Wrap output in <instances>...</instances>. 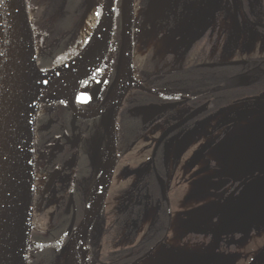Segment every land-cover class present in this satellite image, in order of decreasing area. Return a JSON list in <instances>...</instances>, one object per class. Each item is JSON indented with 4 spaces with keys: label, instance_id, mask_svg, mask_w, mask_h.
<instances>
[{
    "label": "flooded vegetation",
    "instance_id": "1",
    "mask_svg": "<svg viewBox=\"0 0 264 264\" xmlns=\"http://www.w3.org/2000/svg\"><path fill=\"white\" fill-rule=\"evenodd\" d=\"M181 3H183V7L187 8L186 15L180 18L179 21V23H182V27H175V29L171 30L177 31L176 33L174 32L177 35L183 33V36L175 37V40L178 43L180 42V46L189 39L183 54H180L177 58L180 64L174 67L170 65L163 68L162 64L158 65L159 62L157 60H159L160 56L154 54L153 61L149 66L155 68L162 67L163 71H154V68L151 71L152 74L147 75L146 79L141 81L143 89L137 92L134 98L129 101L127 99L130 90L117 110L115 117L114 132L116 154H119L118 158H120V155L124 151H130L132 147L140 142V138L150 134V138L152 136L150 142L152 149L150 150L149 163H144L143 160H136L137 165H134L136 163L133 162L134 167L132 168L134 170L122 181L119 195L122 208L116 211L113 229H117L118 232L121 230L123 232L129 231L130 228L128 227H131V221L138 220L136 218L140 215H142L143 221V216L147 209L155 205L157 206V210L155 209L157 215H153L149 219L150 226L148 225L144 236L141 239L138 236L135 237V245L124 247V250L131 249L133 251H130V253L124 256V260L126 261L122 260L124 261L123 264H138L148 257L160 244L166 243L169 237L173 221V190L172 186L169 187L170 182L168 181L169 177H167L168 170L171 169V166L166 158V144L170 141L176 140L178 142L179 140V145H181L182 139L189 132H214L213 135L220 134L218 135L219 140H222L226 132H230L236 124L247 119L243 118L242 121L238 122L231 121L237 118V116L239 117L240 110L246 109L241 113L243 116L246 111L262 110L264 108V106L254 108L250 105L251 102L264 103V99L247 100V98L253 96L264 97V4L262 0H135V7L146 8L144 14L152 12L148 17L146 15L144 18L142 17V20H140V22L142 21L141 23L154 24V22L159 21L161 23L165 21L164 15L167 11L170 9L178 10ZM221 7L225 9V15L218 17L216 16L217 10ZM154 13H163V15L157 19L154 17ZM182 13L184 12L182 11ZM73 14H75L74 11ZM138 20L139 18L136 15L134 30L135 23ZM188 22L192 23L190 28L185 27ZM193 25L195 26L193 27ZM178 30L180 31L178 32ZM258 37V42H260L259 47H261L259 51L255 47L250 48L252 42L257 43L256 39ZM160 39L156 36L153 46L158 44L161 48L163 42L159 44ZM163 46L162 51L156 48L160 55H165L166 53L168 55L166 57H176V53L174 54V51L169 49V46L168 48L165 47L166 44ZM180 50L181 47H179ZM193 52H196L195 59H198V62L196 64H188L187 55L190 53L193 54ZM243 55L245 57L247 56V59L238 58ZM161 59H163V56ZM229 62L240 63L237 65H217ZM209 64L216 65L209 66ZM41 67L44 69L49 68L46 66ZM115 77L116 67L112 73H108L107 70L105 71V65L103 63L99 70L82 82L76 97L78 106L83 110H96L99 108L107 99ZM248 77H253V81L244 83V78ZM55 103L56 108L52 110V114L39 116L37 132L42 133L41 139L43 142L46 138L53 137L52 141L55 144V152L53 153L52 164L55 165L54 170L58 169L61 171L63 169L67 172L70 170L69 162L71 158L74 160L71 168L74 170L73 182H76L78 176H82L87 170L86 158L88 155V141L91 136L95 132H101L102 140L107 139L110 142L112 131L108 121L109 113L102 114L93 119H83L74 114L69 104L67 105V101L58 100ZM63 104L66 106L63 107ZM162 106L169 108L148 124L143 125L142 122L148 116L147 114ZM221 112L225 113L222 114ZM261 113L264 112L262 111L256 114ZM191 114H195L194 118L188 120L183 125L169 130L166 138L155 153L154 148L160 136L167 129ZM208 124H213V128L210 131L205 130ZM198 125L204 128L197 129ZM79 133L80 136L78 135ZM74 137H78V139L75 140L76 138ZM172 153L175 152L172 151ZM174 159L177 163V154L172 160ZM118 163L119 161L115 163V170H117L116 165ZM133 165L129 164V167L131 168ZM145 168H148V173L146 174L143 173ZM248 172H250L249 175H247ZM244 174L246 175L237 176V178L229 176L219 178L229 179L230 184L220 191L210 189L216 194L223 193L230 196V198L224 199H228L226 202L230 204L231 201L234 203L233 199L239 196L245 186L253 194L256 192L254 187L264 188V175L252 171H245ZM137 175H141V178H135ZM214 180L218 179L216 178ZM112 182L113 178L111 180ZM111 183L104 206L111 189ZM125 185H130L131 189L133 187L132 191L134 193L128 195L129 188L127 186L125 187ZM198 195H196L197 200L207 198L206 195L204 197H197ZM216 196L218 195L213 197ZM193 197L195 195H192ZM75 198L74 204L71 202L69 207L67 202L64 203L65 206L62 211L63 213L69 212L71 217H73L72 222L70 220L72 227L75 225L77 219H79L78 222L80 223L86 214L83 212L85 208H81L83 201L82 203L80 202V194L77 193ZM164 204L167 206V215L169 217L166 239L164 242L158 244L153 243L151 245L150 241H144V239L155 226L158 213ZM263 205L264 200L262 202ZM236 207H238L236 210L243 208V206ZM262 210H264V206L260 208V211ZM251 217L254 218V216ZM251 217L244 213L240 216V220L241 222H245ZM212 218L217 220L219 213L215 214ZM230 226L227 224L225 228L227 233H230ZM235 227L236 229L232 231L230 245H227L226 248L219 246L221 239L216 242L217 245L215 247L210 242L207 243V241H204L202 243H205V249H197V247L190 252L208 254L211 256L209 259L189 262L187 261V253H184L182 255L183 260L180 264H264V225H252L248 230L239 224H236ZM108 233L109 230L105 227L104 234L106 237H108ZM182 242L184 244L187 243V245H192L201 241H191L185 238ZM210 245L212 247L211 249H209ZM135 251L136 254L134 253ZM56 254H58L57 250ZM106 257L103 262H100L101 264H119V260L116 258ZM171 261L173 262V260Z\"/></svg>",
    "mask_w": 264,
    "mask_h": 264
},
{
    "label": "rangeland",
    "instance_id": "2",
    "mask_svg": "<svg viewBox=\"0 0 264 264\" xmlns=\"http://www.w3.org/2000/svg\"><path fill=\"white\" fill-rule=\"evenodd\" d=\"M68 1L69 0H29L35 39L37 38L40 50V67L46 66L51 68L57 66L76 50L79 46L80 23L82 17L90 6L97 4L98 0H78L76 6L71 8L72 10L70 9L71 14L67 7ZM262 2L264 4V0H262ZM120 5V0H118L117 18L112 44L105 59L106 61L103 62L105 65V71L107 70L108 73H112L115 70L119 58L121 45ZM138 7L139 6L135 7L134 1V20L136 15L139 18L135 23L134 30V67L136 82L129 93L127 99L129 101L134 98L137 92L143 89L141 81L146 79L147 75L152 74L151 71L155 67L149 65L153 61L152 58L154 54L160 56L157 61L159 62L158 65L162 64L163 68L170 65H172V67L178 66L180 63L177 58L180 54H183L184 48L189 42L188 39L186 42L182 43V46H180V42L178 43V41L175 40V37H181L183 36V33L177 35L174 34V32L176 33L177 31H171L172 29H175V27H182V23H179V21L180 18H183V16L186 15L185 12L187 10L186 7H183V3H181L178 10H168L164 15L166 19L165 21L161 23H159V21L154 22V24L140 22L142 17L144 18L145 15L148 17L152 12L144 14L146 8L143 9ZM73 11L75 14H73ZM182 11L184 13H182ZM212 13H214V11H212ZM71 15L77 17L75 27H68L63 29L62 32L59 30L56 31L58 23H63ZM153 15L158 19L163 13H154ZM224 15L225 9H223V7L217 10L216 16L223 17ZM191 24L192 23L188 22L185 27L190 28L192 26ZM194 26L195 25H193V27ZM179 31L180 30H178V32ZM156 36L161 38L159 44L163 42V45L166 44V48L169 46V49H172L174 54L176 53L175 58L170 56L168 57L169 60H166L164 59L168 56L166 53L165 55H160L158 53L156 48H159L160 51H162L164 46L162 45L161 48L158 44L153 46ZM256 40L257 43L255 44V42H252L250 48L255 47V49L259 51L261 49V47H259L260 42H258L259 37ZM56 45H61L62 50L54 56L51 62H49L47 61V58L52 56V47H55ZM179 47H181L180 51ZM195 55L196 52L187 55L188 64H196L198 62V59H195ZM162 56L163 59H161ZM238 58L247 59V56L245 57L243 55ZM44 60L47 63L43 64L42 61ZM162 67H156L154 71L157 70L162 72ZM252 81L253 77L244 78L243 80L244 83H250ZM65 104H63V107L66 106ZM55 105L56 103L44 106L45 109L41 113L39 112V116L41 117L43 115L52 114V110L56 108ZM250 105L251 107L259 108V106H264V103L251 102ZM245 110L246 109L240 110L239 117L237 116V118H241V113ZM225 112L221 113L224 114ZM55 113L58 114L57 111H55ZM239 121H242V119ZM201 125H198L197 129L204 128L202 127L203 125ZM212 125L213 124H208L205 130L210 131L213 128ZM213 133L214 132H189L182 139L181 145H179V140L178 142H176V140L170 141L166 144V158L171 166V169L168 170L167 177H169V187L172 186L173 190V222L171 231L166 243L160 244L148 257L140 261L138 264H180L183 260L182 255H184V253L195 250L197 247V249H205V243H202L204 241H207V243L210 242L211 245L215 247L217 245L216 242L221 239L219 246L221 248L222 246L226 248L227 245H230V240H232V232L230 231V233H227L225 230L229 221L227 217L238 208L236 206H243V214L246 213L250 215V217L254 216V218H249L250 220H248L247 223L244 222V225L241 220H236L235 224L244 226L247 230L255 220L259 221L261 225H264V210L260 211L261 206L258 207L264 199L262 200V198L256 197L255 194L248 190L246 192H241V195L239 194L237 198L233 199L234 203L230 200V204H227L226 201L228 199H224L230 198V196L223 193L216 194L210 189V184L214 179H219L224 176L233 178L243 176L245 171H251L249 168L252 160L264 156V113L250 116L241 123L236 124L230 132H226V135L222 140H219L218 135L220 134L213 135ZM78 135L80 136V133ZM150 135L140 138L141 141L137 143L138 145L136 144L128 152L124 151L120 155V158H118L119 154H116V160L119 161V163L116 165L117 170H115L111 189L106 204L103 207L104 210L102 209L100 215L85 230L82 238L80 237L82 240L81 244L85 248L82 264H101L100 262H103L106 256V258H114L113 256L117 253L116 259L119 260V264H123L125 261L124 256L127 255V253H120V251L122 252L125 246L135 245V237L138 236L141 239L146 232L145 230L148 229V225L150 226V220L148 217L151 218L153 215H157V206L155 205L147 209L145 216H143V221L141 217L142 215L137 216L138 218L136 219L138 220L131 221L132 225L131 227H128L130 228L129 231L126 230L127 232H123L121 230L118 232L117 229H113L115 225L116 211H119L122 208L119 197L122 181L132 173V170H134L132 167L137 165L136 160H143L144 163H149L150 161V150L152 149L150 143L152 136L150 138ZM78 137H74L76 138L75 140H77ZM41 138L42 133L37 132L35 146L37 186L32 241L41 244L50 242L55 245L43 248L34 247L29 253V264H47L36 261L35 257L38 256L42 250L44 251L49 248H52L55 251L57 250L58 254L48 264H65L66 253L72 237L71 233H74L76 230L79 219H77L75 225L72 227L71 222L73 217H71V222L66 226V230H64L65 232L62 236H55L49 241L37 240L35 236L39 234H48L53 225L54 217L60 218L62 216V211L65 206L64 203L70 202L71 204L72 202L74 204V201L76 200L75 195L77 193L80 194V202L82 203L83 201V206L81 205V208H85L83 212L86 213L85 211H87V207H89L103 179L104 166L109 152V141L107 139L102 140L101 132H95L94 135L91 136L88 141V155L86 158L87 170L82 176H78L76 182H73L74 170H72L73 168H71V166L74 164V160L71 158V161L69 162V173L68 171L65 172L63 169L61 171L58 169L54 170L55 165L52 164L53 153L55 152V144L52 141L53 137L46 138L44 142ZM172 151L175 153H172ZM176 154L178 157L177 163L175 162V159L172 160ZM129 164L134 165L130 168ZM147 169L148 168L144 169V174L148 173ZM52 177H55V181L48 189ZM136 177L141 178V175H137L135 178ZM126 186L129 188L128 195L134 193L132 191L133 187L131 189L130 185H125V187ZM197 194H199L197 197H204V195H206L207 198L197 200ZM192 195H195V197L192 198ZM215 195H218L216 196L217 198L213 197ZM236 211L240 212L238 210ZM217 213H219V218L215 220L212 217ZM256 213H260L262 217L255 216ZM105 227L109 230L108 237L104 234ZM223 232L227 233V236L225 233L223 234ZM63 236L65 237L62 238ZM185 238L191 241L200 240L201 242L197 244L194 243L192 244L193 246L189 244L187 245V243L184 244V242H182ZM60 240V245H56V242H60ZM211 245L209 249L212 248ZM254 247H256V245H254ZM134 253L136 254V251ZM170 260H173V262H170Z\"/></svg>",
    "mask_w": 264,
    "mask_h": 264
},
{
    "label": "water",
    "instance_id": "3",
    "mask_svg": "<svg viewBox=\"0 0 264 264\" xmlns=\"http://www.w3.org/2000/svg\"><path fill=\"white\" fill-rule=\"evenodd\" d=\"M134 1L121 0L120 5V51L116 74L123 57L126 64L125 80L108 103H103L96 110H83L77 102V92L65 99L74 114L83 119H93L109 113L111 136L109 142L113 157L110 171L100 196L99 209L92 219L88 211L73 233L65 257L68 264L70 247L80 239L85 230L102 212L107 192L113 178L116 163V145L114 122L117 110L125 100L135 82L134 71ZM118 0H106V17L103 25L104 35L101 45L86 57L72 60L69 64L42 69L39 64L35 31L33 29L29 0H0V264H29V253L34 247L53 246L52 243L32 241L33 215L36 190L35 146L39 109L45 91V75L69 72L80 68L91 60L101 57L94 74L105 61L112 44L117 18ZM240 62L217 65H237ZM216 64H209L214 66ZM90 74L89 76H91ZM89 76L80 81L82 82ZM79 86V89H80ZM112 88V87H111ZM63 99V100H64ZM262 96H253L247 100H261ZM169 107L162 106L149 112L143 125L161 115ZM262 110H249L237 122ZM195 114L180 120L167 129L159 138L154 151L157 152L170 129L183 125L194 118ZM252 172L264 175V156L252 160ZM52 177L48 189L53 185ZM230 184L229 179L212 181L210 188L220 191ZM70 202H68V207ZM72 234V233H71ZM56 242V245H60ZM211 256L199 252H188L187 261H201Z\"/></svg>",
    "mask_w": 264,
    "mask_h": 264
},
{
    "label": "bare ground",
    "instance_id": "4",
    "mask_svg": "<svg viewBox=\"0 0 264 264\" xmlns=\"http://www.w3.org/2000/svg\"><path fill=\"white\" fill-rule=\"evenodd\" d=\"M97 13H99V15H97ZM105 17L106 0H98L97 4L90 6V8L86 10L80 23L79 46L61 63V65L69 64L74 59L86 57L101 45L104 35L103 25ZM35 40L37 52L39 54L40 50L37 38ZM100 60L101 57L91 60L80 68L69 72L45 75V91L39 112L41 113L45 109L44 106L51 105L58 100H63L64 98H71L73 93L79 91L80 81L96 70ZM125 76L126 64L122 57L112 88L104 103L110 102V100L120 90L125 80ZM112 157L113 151L110 149V152L107 156V161L104 166L102 182L100 183L99 188L88 208L89 219L95 217L99 209L100 196L110 171ZM81 238L77 241V243L71 245L68 264H82L85 248L81 244Z\"/></svg>",
    "mask_w": 264,
    "mask_h": 264
},
{
    "label": "trees",
    "instance_id": "5",
    "mask_svg": "<svg viewBox=\"0 0 264 264\" xmlns=\"http://www.w3.org/2000/svg\"><path fill=\"white\" fill-rule=\"evenodd\" d=\"M78 0H69L67 3V7L70 12V9L75 7L77 4ZM72 10V9H71ZM76 16L71 15L67 20H65L63 23H58L56 27V31L59 30L62 32L63 29H66L68 27H75V22H76ZM74 25V26H73ZM62 50L61 45H56L55 47H52L51 52H53L52 56L50 58H47L49 62L56 56L60 51ZM166 60H169L168 57L165 58ZM43 64L47 63L45 60L42 61ZM167 206L164 204L162 209L159 211L158 216L156 218V223L153 229L150 231V233L145 237L144 241H150L151 245L153 243L158 244L161 242H164L166 239V233H167V228L169 224V217L167 215ZM71 214L69 212H65L62 214L60 218L54 217L53 219V225L50 228V231L46 235H36L35 238L37 240H44V241H49L50 239L54 238L55 236H62L64 234V230H66V226H68L70 222ZM154 249V248H153ZM133 250H123L120 253H130ZM118 254V253H117ZM117 254L114 255L113 257L116 258ZM57 256L56 251L53 250L52 248L42 250V252L35 257L36 261H40L42 263H50L53 258ZM126 261V260H125ZM37 263V262H36Z\"/></svg>",
    "mask_w": 264,
    "mask_h": 264
},
{
    "label": "crops",
    "instance_id": "6",
    "mask_svg": "<svg viewBox=\"0 0 264 264\" xmlns=\"http://www.w3.org/2000/svg\"><path fill=\"white\" fill-rule=\"evenodd\" d=\"M181 161H182V160H181ZM249 173H250V172H248L247 175H249ZM245 175H246V174H244L243 176H245ZM260 188H261V187H254V189H256V192H254V194H255V196L258 197V198H264V188H261V189H260ZM244 191H245V192L248 191L247 186L244 187V189H243L242 192H244ZM250 192H251V191H250ZM241 194H242V193H240V195H241ZM227 201H228V200H227ZM260 206L263 208L264 205L262 206V203H260L258 207H260ZM261 207H260V208H261ZM242 210H243V208L238 209V211H240V212H237L236 210H234V211L231 213V215H229L231 218H230L229 216L227 217V219H229V221H228L227 224H228L229 226L231 225V226H230V231H231V232H232L233 230L236 229V227H235L236 224H235L234 220H237L236 217H238V220H240V216H241V215L243 214V212H244V211L242 212ZM144 216H145V215H144ZM255 216L260 217V218L262 217V215H261L260 213H257ZM148 218L150 219V217H148ZM148 218H147V219H148ZM249 220H250V219H249ZM172 222H173V221H172ZM245 222L247 223L248 220L245 221ZM242 224L244 225V222H242ZM256 224H260L259 221L255 220V221L252 222V225H256ZM252 225H251V226H252Z\"/></svg>",
    "mask_w": 264,
    "mask_h": 264
},
{
    "label": "built area",
    "instance_id": "7",
    "mask_svg": "<svg viewBox=\"0 0 264 264\" xmlns=\"http://www.w3.org/2000/svg\"><path fill=\"white\" fill-rule=\"evenodd\" d=\"M36 186H37V179H36ZM35 193H36V190H35Z\"/></svg>",
    "mask_w": 264,
    "mask_h": 264
},
{
    "label": "snow or ice",
    "instance_id": "8",
    "mask_svg": "<svg viewBox=\"0 0 264 264\" xmlns=\"http://www.w3.org/2000/svg\"><path fill=\"white\" fill-rule=\"evenodd\" d=\"M97 15H99V13H97Z\"/></svg>",
    "mask_w": 264,
    "mask_h": 264
}]
</instances>
